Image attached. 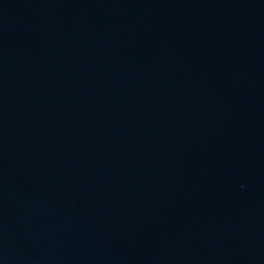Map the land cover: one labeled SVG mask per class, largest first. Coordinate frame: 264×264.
<instances>
[{"label": "water", "instance_id": "obj_1", "mask_svg": "<svg viewBox=\"0 0 264 264\" xmlns=\"http://www.w3.org/2000/svg\"><path fill=\"white\" fill-rule=\"evenodd\" d=\"M0 264H264V0H0Z\"/></svg>", "mask_w": 264, "mask_h": 264}]
</instances>
